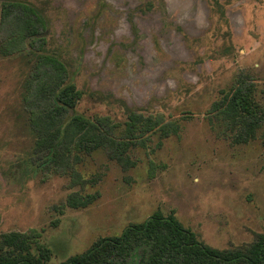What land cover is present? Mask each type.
Wrapping results in <instances>:
<instances>
[{
	"label": "rangeland",
	"instance_id": "obj_1",
	"mask_svg": "<svg viewBox=\"0 0 264 264\" xmlns=\"http://www.w3.org/2000/svg\"><path fill=\"white\" fill-rule=\"evenodd\" d=\"M3 1L33 7L46 28L24 51L0 54V233L38 230L52 251L49 264L156 211L174 212L217 249L264 233V124L253 141L235 144L229 124L210 113L238 87L252 90L264 109V0ZM16 28L11 19L0 26V46ZM41 55L66 72L38 64ZM61 84L82 93L64 125L82 116L119 143L135 113L176 131L163 137L160 128L139 126L124 153L133 167L119 165L107 148L79 153L70 172L87 183L70 186V172L39 165L48 155L34 153L30 126L31 111L51 108ZM72 193L99 198L70 209L64 203ZM138 259L135 253L129 264Z\"/></svg>",
	"mask_w": 264,
	"mask_h": 264
},
{
	"label": "trees",
	"instance_id": "obj_2",
	"mask_svg": "<svg viewBox=\"0 0 264 264\" xmlns=\"http://www.w3.org/2000/svg\"><path fill=\"white\" fill-rule=\"evenodd\" d=\"M10 19L17 28L0 46V54L4 57L24 51L27 39L46 28L43 17L33 7L3 1L0 3V26ZM45 43L41 39L38 48H43ZM38 64L52 67L57 74L66 72L63 63L51 56H39ZM58 87L57 102L51 108L37 107L30 114V126L36 135L34 153H47L48 157L39 165L48 173L70 172L72 166L81 161L79 153L88 154L100 148H107L111 159L119 165L133 167L135 163L130 162L124 153L134 143L139 126L144 129L143 133H153L160 128L163 137L176 131V128L168 130L158 121L135 113L129 115L125 125L126 140L119 143L111 138L101 123L91 122L82 116H73L64 125L63 116L75 108L82 93L73 85L62 87L61 84ZM252 92L250 89L232 88L214 102L210 110L220 121L229 124L235 144L253 141L264 124V109L255 103ZM70 174V186L87 183L77 172ZM98 198V193H72L67 196L64 206L85 209ZM135 253L139 255L137 264H264V233L258 234L251 244L217 249L199 240L191 229L182 225L174 212L164 215L156 211L145 221L128 225L119 236L100 238L85 252L60 264H129ZM51 258V249L41 241V232L36 229L0 233V264H49Z\"/></svg>",
	"mask_w": 264,
	"mask_h": 264
}]
</instances>
